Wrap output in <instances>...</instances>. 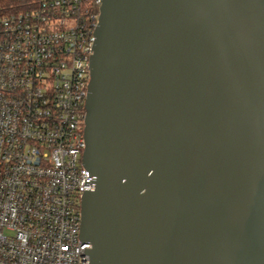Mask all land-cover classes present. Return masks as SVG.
Segmentation results:
<instances>
[{
  "label": "water",
  "instance_id": "95a60500",
  "mask_svg": "<svg viewBox=\"0 0 264 264\" xmlns=\"http://www.w3.org/2000/svg\"><path fill=\"white\" fill-rule=\"evenodd\" d=\"M101 1L90 264H264V0Z\"/></svg>",
  "mask_w": 264,
  "mask_h": 264
},
{
  "label": "built area",
  "instance_id": "2783aa9c",
  "mask_svg": "<svg viewBox=\"0 0 264 264\" xmlns=\"http://www.w3.org/2000/svg\"><path fill=\"white\" fill-rule=\"evenodd\" d=\"M101 0L0 8V264H90L86 101Z\"/></svg>",
  "mask_w": 264,
  "mask_h": 264
},
{
  "label": "trees",
  "instance_id": "16d2710c",
  "mask_svg": "<svg viewBox=\"0 0 264 264\" xmlns=\"http://www.w3.org/2000/svg\"><path fill=\"white\" fill-rule=\"evenodd\" d=\"M34 0H0V8L4 13L26 10Z\"/></svg>",
  "mask_w": 264,
  "mask_h": 264
}]
</instances>
